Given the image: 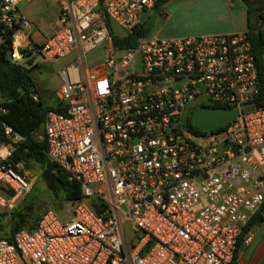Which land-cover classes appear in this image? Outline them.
Segmentation results:
<instances>
[{"label": "built area", "instance_id": "1", "mask_svg": "<svg viewBox=\"0 0 264 264\" xmlns=\"http://www.w3.org/2000/svg\"><path fill=\"white\" fill-rule=\"evenodd\" d=\"M18 1L0 0L10 60L29 48L42 59L74 53L58 70L64 109L45 111L43 136L47 159L81 197L66 201L64 216L46 207L31 230L0 237V264H231L264 201V105L247 32L140 34L115 46L106 19L127 35L155 0H57L50 31L33 42ZM256 23L264 44V12ZM99 44L102 60L87 67L85 53ZM200 106L238 113L200 130L190 121ZM0 134V184L13 191L0 194L3 207L28 185L9 163L22 136L3 121ZM90 196L105 207L94 212ZM251 237L246 229L240 243Z\"/></svg>", "mask_w": 264, "mask_h": 264}, {"label": "trees", "instance_id": "2", "mask_svg": "<svg viewBox=\"0 0 264 264\" xmlns=\"http://www.w3.org/2000/svg\"><path fill=\"white\" fill-rule=\"evenodd\" d=\"M164 1L155 0L153 5L157 6ZM241 1L246 4L248 14L252 8H256L257 18L259 19L263 16L264 3L253 4L248 0ZM106 21L111 36V43L115 46H131L134 44L135 38L145 32L141 24H139L131 33L118 36L112 33L111 24L107 19ZM257 27L258 23L252 24L251 21H248L246 32L252 44L260 82V93L257 104L264 105V76L260 63L263 40L260 31L254 34ZM10 38L8 34L4 40L6 44L0 42V98L4 100L7 106V111L0 116V122L3 121L10 125L15 132L22 136V139L15 143L9 157V163L18 172L27 168L28 162H34L39 166L40 179L52 203L48 207L51 206L50 208L56 212L64 202L75 201L81 197L78 182L70 179L67 172L59 165L49 161L45 154V140L43 136L45 111L48 109L63 111L64 106L58 99L54 103H48L39 97L37 87L30 75V72L34 70L37 64H32V57H27L24 61L10 60L6 53V50H9L11 47ZM31 52H33L32 48L25 49V55ZM33 95H35V98H33ZM37 134H41V137H38ZM0 138H2L1 134ZM0 194L4 197H10L13 191L4 184H0ZM87 202L96 213L105 207V203L96 196H90ZM30 203L27 204V208H31ZM11 208L7 222L9 234L4 237L0 236L8 240L11 238L13 232L20 228L31 230L45 209L43 208L41 212H36L33 215L32 221L28 222V212L21 209L16 203ZM262 220H264V201L242 226L236 242L237 247L243 232ZM231 264H233V261Z\"/></svg>", "mask_w": 264, "mask_h": 264}, {"label": "crops", "instance_id": "3", "mask_svg": "<svg viewBox=\"0 0 264 264\" xmlns=\"http://www.w3.org/2000/svg\"><path fill=\"white\" fill-rule=\"evenodd\" d=\"M54 1L57 2V0ZM248 1L253 4L264 3V0ZM153 7L157 8V6L154 5L151 8ZM145 10L146 9L140 13V20ZM159 10L164 16V26L169 24V26H172L171 29L165 31L159 30L154 34L151 32H144L143 34L151 36H171L247 31L248 21H250L246 4L241 0H165L160 4ZM22 13L29 20L26 12L22 11ZM56 13L57 11L55 9V16ZM162 14H159L160 18ZM52 24L53 20H43L39 27H36L31 34L44 38L50 31ZM111 27L112 30L116 28L115 26ZM32 41L41 42L42 40L36 41L32 39ZM38 57L43 60L40 56ZM32 61V64H37V69H35V67L34 70H38L39 60L37 61L36 58L32 57ZM260 63L264 76V44L260 52ZM34 83L39 94L38 86L35 81ZM57 99L58 95L56 91L54 98L48 95L47 102L54 103ZM250 229L252 230V237L247 244L239 243L233 264H264V220L253 224Z\"/></svg>", "mask_w": 264, "mask_h": 264}, {"label": "rangeland", "instance_id": "4", "mask_svg": "<svg viewBox=\"0 0 264 264\" xmlns=\"http://www.w3.org/2000/svg\"><path fill=\"white\" fill-rule=\"evenodd\" d=\"M159 6L160 4L157 5V8L153 7L151 9H146L144 15H142L140 24L145 32H151L154 34L159 30L165 31L171 29L172 26H169V24L164 26V16L159 10ZM17 7L20 10L26 12L30 20L31 31H33L36 27H39L43 20H53L54 22L55 9L57 11V2L54 0H20L17 2ZM159 14H162L161 18L159 17ZM31 38L36 41L43 40L42 36H35L33 34H31ZM16 39L19 38L15 36V40ZM12 46H15V44L13 43ZM102 47L103 44H99L85 53V62L87 67H91L97 63H100L102 60ZM6 53L8 54V50H6ZM73 55L74 53L71 52L55 59L41 60L33 51L30 54L23 56L21 61L25 60L27 57H33L36 58L37 61L39 60V69L31 71L30 75L38 86L39 94L42 100L47 101L48 95H50L52 98L55 97L60 83L58 70L68 63L73 58ZM31 62L33 63L32 60ZM35 69H37V67ZM37 136L41 137V134H37ZM39 170V166L36 163L28 162L27 168L20 172L24 176L28 187L19 197L13 201L11 205L0 207V236L4 237L9 234L7 222L9 218V212L12 209L11 206L15 203L21 209L29 213V217L27 218L28 222L32 221L33 215L36 212H41L43 208L52 205L46 192V188L40 179ZM29 202H31V208L26 207ZM68 208L69 205L64 202L59 210H56V213L64 216ZM127 229L128 226L126 225L125 232ZM135 242L136 236H133L131 238V243L133 244Z\"/></svg>", "mask_w": 264, "mask_h": 264}, {"label": "water", "instance_id": "5", "mask_svg": "<svg viewBox=\"0 0 264 264\" xmlns=\"http://www.w3.org/2000/svg\"><path fill=\"white\" fill-rule=\"evenodd\" d=\"M249 17L251 23L255 24L257 19L256 8L250 10ZM257 32L258 30L256 29L254 34ZM237 113L238 109L236 106H200L192 111L190 121L194 127L200 130H211L226 125L237 116Z\"/></svg>", "mask_w": 264, "mask_h": 264}]
</instances>
